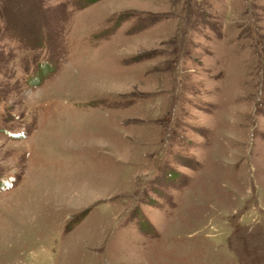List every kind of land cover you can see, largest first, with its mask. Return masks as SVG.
I'll return each instance as SVG.
<instances>
[{"label":"rangeland","instance_id":"374dc122","mask_svg":"<svg viewBox=\"0 0 264 264\" xmlns=\"http://www.w3.org/2000/svg\"><path fill=\"white\" fill-rule=\"evenodd\" d=\"M0 264H264V0H0Z\"/></svg>","mask_w":264,"mask_h":264}]
</instances>
